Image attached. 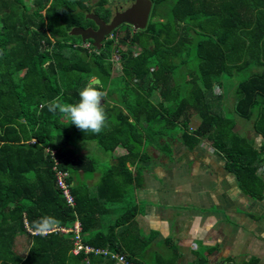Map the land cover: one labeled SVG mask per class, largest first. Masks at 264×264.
I'll use <instances>...</instances> for the list:
<instances>
[{
	"label": "trees",
	"instance_id": "obj_1",
	"mask_svg": "<svg viewBox=\"0 0 264 264\" xmlns=\"http://www.w3.org/2000/svg\"><path fill=\"white\" fill-rule=\"evenodd\" d=\"M84 1L0 0V264H116L109 254L70 252L73 233L59 228L76 220L84 245L135 264H178L169 236L154 239L156 231L138 228L134 216L143 204L134 190L152 164L148 148L169 156L172 142L192 148L206 140L244 195L264 197L256 172L264 165V0H151L144 28L120 24L98 49L68 32L94 26ZM93 11L110 16L100 5ZM113 52H121L118 74L111 73ZM92 78L114 100L103 99L108 126L99 134L46 106L57 98L78 102ZM234 115L253 117L258 144L233 130ZM78 141H93L106 162L80 152ZM116 146L125 152L113 156ZM45 148L68 173L72 206L55 186ZM95 171L91 188L76 181ZM43 216L56 218L58 227L34 235L32 222ZM18 234L23 253L13 249ZM212 249L199 244L185 264H206L204 251ZM256 262L251 256L240 264Z\"/></svg>",
	"mask_w": 264,
	"mask_h": 264
},
{
	"label": "crops",
	"instance_id": "obj_2",
	"mask_svg": "<svg viewBox=\"0 0 264 264\" xmlns=\"http://www.w3.org/2000/svg\"><path fill=\"white\" fill-rule=\"evenodd\" d=\"M203 142L210 146L206 140ZM200 143L187 148L172 142L169 156L148 148L153 160L143 169V183L134 190L135 202L143 204L134 219L138 217L143 226L146 224L149 230L159 234L156 224L167 226L170 231L177 230L174 243L180 249L191 241L196 245L189 247L191 254L203 244L213 247L209 253L205 250L204 255L223 252L229 262L228 254H232L240 258V264L247 260L242 256L249 254L257 257L259 264L258 253H264V197L257 201L244 195L225 170L220 153L211 146H204L203 150ZM257 169L264 181V165ZM96 174L85 179L79 173L76 181H84L91 188L97 180ZM224 224L234 227L231 233L223 228ZM138 228L146 233L139 225ZM170 231L166 236H173ZM185 237L189 239L184 240ZM220 260L214 258L210 264H219Z\"/></svg>",
	"mask_w": 264,
	"mask_h": 264
},
{
	"label": "rangeland",
	"instance_id": "obj_3",
	"mask_svg": "<svg viewBox=\"0 0 264 264\" xmlns=\"http://www.w3.org/2000/svg\"><path fill=\"white\" fill-rule=\"evenodd\" d=\"M100 1V2H98ZM84 3L88 4L90 6V9L91 11H93L94 9L96 8H99V5L100 7L104 6V7H107L108 9L110 10H113V8L117 5L119 6H124L126 5L128 2V0H85ZM99 4V5H98ZM63 8L68 10L70 7L68 4H63ZM90 11V10H89ZM86 14V13H85ZM85 14H84V17H85ZM156 18V17H155ZM83 46H87L88 43L85 42L84 44H82ZM121 47H124V50H126L127 48L134 51L136 48L134 45H131L129 47H126L125 45L121 46ZM121 47H119V51H122ZM120 55H121V52L120 53H115L113 52V54L110 56L109 60L111 62V65H112V69H111V73L112 74H118L119 73V67H118V64H119V58H120ZM112 58H115L117 60V65H116V62L114 63L112 60ZM216 90V89H215ZM232 92V91H231ZM232 93L228 92V96H230ZM111 96L114 98H116V95L115 94H111ZM106 98V97H105ZM106 100L109 104H112L114 103L112 101V99H110V97H107ZM103 102V101H102ZM227 103L228 100H227ZM109 106V105H108ZM193 119V118H192ZM233 120L235 121L234 123V126H233V130L239 134H245L246 136H249L253 139V144H258V141H259V136L256 132H254L253 128H252V120H253V117L250 118V119H244V118H241L239 116H236L234 115V118ZM197 120L196 119H193L191 120V125L193 126L195 124ZM204 141V140H203ZM203 141H201L202 143H200V147H202V149L204 150V148H211L209 145H207L206 143H204ZM208 142V141H207ZM78 147L80 148L79 151L88 155L89 157L95 159L97 161V163L99 165L103 164L106 162V159H107V155L104 154L96 145L93 141H78ZM209 143V142H208ZM205 146V147H204ZM120 148V149H119ZM205 148V149H206ZM123 152H125V150L120 147V146H116L114 149H113V156H116V155H120V154H123ZM256 172H258V169L256 170ZM264 172V170H263ZM95 173H99L98 171H95ZM96 174V175H97ZM167 215V214H166ZM137 226L139 225L140 227H142L144 229L145 232H147L149 230L150 227H148V225H144V222H140L138 221V217L136 218L135 220ZM159 224V223H158ZM229 226V227H228ZM156 228H159L160 229V234L157 232V236L154 238V239H157L158 237L160 238H163V237H166V234H169V228L167 229V226L166 228L163 227L162 224H159V225H155ZM223 228H226L227 230L230 231V233L232 232L233 228L230 224L229 225H226L224 224L223 225ZM174 229V228H173ZM151 230V229H150ZM174 231V233H173ZM173 231H170L171 234H173V236H169L170 237V240L171 242H176L177 239H176V232L177 230H173ZM182 232V231H181ZM181 232L178 231V235L181 234ZM175 234V235H174ZM183 234V233H182ZM185 234V233H184ZM183 234V235H184ZM185 239H189V238H184ZM203 245V244H202ZM26 243L24 241V236L21 235V234H18L15 236V240H14V244H13V249L18 252V253H23L25 248H26ZM192 246V247H196V245L194 243H192L191 241H187L185 242L181 247L180 249H178L179 251V256L178 258L176 259V261L178 262V264H184L186 263L187 261L191 260V258H193V254H191L189 252V247ZM205 246V245H204ZM167 252V251H166ZM226 253H218V254H213V255H204L205 259H206V264H210L211 262H213L214 258L217 259H221L219 264H239V261H240V258L236 259L234 255L232 254H228V258L230 259L229 262L226 261ZM259 255V264H264V253H258ZM242 257H245V259H248L249 257V254H244ZM258 259V258H257ZM258 261V260H257ZM258 263V262H257ZM256 263V264H257Z\"/></svg>",
	"mask_w": 264,
	"mask_h": 264
},
{
	"label": "clouds",
	"instance_id": "obj_4",
	"mask_svg": "<svg viewBox=\"0 0 264 264\" xmlns=\"http://www.w3.org/2000/svg\"><path fill=\"white\" fill-rule=\"evenodd\" d=\"M110 36L111 32L105 35L102 41ZM106 95L107 93L104 90L93 83H89L79 91L78 102L62 103L57 98L47 102L46 106L50 112L56 113L58 111L66 116L69 124H74L81 131L99 134L108 126V116L102 102ZM44 106L41 105V107ZM57 227L58 220L52 216L40 217L34 220L31 225L33 234L40 236L51 234Z\"/></svg>",
	"mask_w": 264,
	"mask_h": 264
},
{
	"label": "water",
	"instance_id": "obj_5",
	"mask_svg": "<svg viewBox=\"0 0 264 264\" xmlns=\"http://www.w3.org/2000/svg\"><path fill=\"white\" fill-rule=\"evenodd\" d=\"M149 8V0H133L123 10L115 11L107 22L98 18L94 13L88 12L85 14V18L91 20L95 28L93 29L90 26H72L68 32L71 35H78L81 41L89 39L91 45L98 49L104 36L120 24H128L132 31L144 28L148 18ZM96 82H98V79L92 78L88 84Z\"/></svg>",
	"mask_w": 264,
	"mask_h": 264
},
{
	"label": "built area",
	"instance_id": "obj_6",
	"mask_svg": "<svg viewBox=\"0 0 264 264\" xmlns=\"http://www.w3.org/2000/svg\"><path fill=\"white\" fill-rule=\"evenodd\" d=\"M114 63L116 62L117 65V60L115 58H112ZM119 67V64H118ZM120 68V67H119ZM48 150L45 148V151ZM49 151V150H48ZM51 156L54 154L53 150L49 151ZM52 160L54 161V165L52 166V170L54 173V178H55V186L60 190L64 201L67 205L72 206L73 205V197L70 193L69 190V184L66 182V177L68 175L66 170L59 169L55 166L56 158L52 156ZM59 230L67 232L71 231L73 233L72 236V247L70 249V252L72 254L77 253L78 251H83V252H92V253H101V254H109V257L114 260L116 264H135L131 261H129L123 254L120 253H115L108 251L107 249H96L89 247L87 245H84L81 243L80 238H79V230H80V225L78 220H76L71 228H59Z\"/></svg>",
	"mask_w": 264,
	"mask_h": 264
},
{
	"label": "flooded vegetation",
	"instance_id": "obj_7",
	"mask_svg": "<svg viewBox=\"0 0 264 264\" xmlns=\"http://www.w3.org/2000/svg\"><path fill=\"white\" fill-rule=\"evenodd\" d=\"M150 1V8H151V0H149ZM128 2L129 3H127L126 5H124L123 7L122 6H119V5H117V6H115L114 8H113V10H110V9H108L107 7H102L101 6V8L102 9H104V10H108L109 11V13H110V16H109V18L107 19V20H104L103 18H101L100 16H98L94 11H88V12H92V13H94L98 18H100V19H102V20H104L105 22H107L109 19H110V17L112 16V14L115 12V11H120V10H123L124 8H126L127 6H129L132 2H133V0H128ZM150 8H149V11H150ZM87 12V13H88ZM148 15H149V12H148ZM148 19V18H147ZM94 25V24H93ZM87 26H90V27H92L93 29L95 28V25L94 26H92V25H87ZM86 25L85 26H83V27H87Z\"/></svg>",
	"mask_w": 264,
	"mask_h": 264
}]
</instances>
